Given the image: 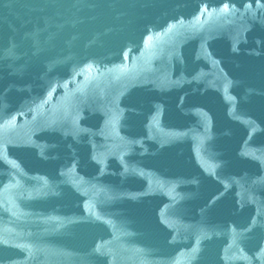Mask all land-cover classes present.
<instances>
[{
  "label": "water",
  "instance_id": "obj_1",
  "mask_svg": "<svg viewBox=\"0 0 264 264\" xmlns=\"http://www.w3.org/2000/svg\"><path fill=\"white\" fill-rule=\"evenodd\" d=\"M0 264H264V0H0Z\"/></svg>",
  "mask_w": 264,
  "mask_h": 264
}]
</instances>
